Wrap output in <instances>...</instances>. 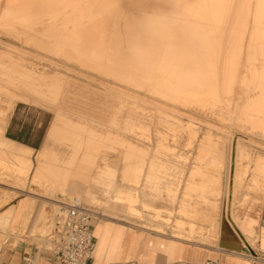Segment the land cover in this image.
<instances>
[{
    "label": "rangeland",
    "instance_id": "374dc122",
    "mask_svg": "<svg viewBox=\"0 0 264 264\" xmlns=\"http://www.w3.org/2000/svg\"><path fill=\"white\" fill-rule=\"evenodd\" d=\"M4 1L0 6L4 10L0 12V128L3 136L32 151L10 146L0 137V230L15 228L12 206L29 197L59 205L49 218L41 209L37 217V223L48 222L47 228H40L45 230L43 236L48 235L63 221L64 204L78 198L92 219L99 213L170 237L198 220L192 216L193 197L201 195L200 187L216 181L221 187L213 214L218 227H210L209 219L199 220L201 233L191 238L194 244L215 246L220 228L228 223L227 212L233 214L252 198L264 202V186L250 189L251 183L264 185V0H249L238 12L231 35L235 63L241 60L236 83L229 81L236 70L233 52L208 40L216 38V27L222 23L218 19L222 2L186 0L209 15L199 28L209 29V35L191 33L185 39L198 41L180 42L187 44V59L181 55L154 59L185 63L194 61L195 55L200 65L115 67L110 62L117 59V51L110 41L117 38L125 44L121 22L115 26L118 32L107 27L104 48L63 50L54 39L65 23L63 18L39 25L42 19L29 21L25 15H14ZM108 16L100 25L109 22ZM133 34L126 36L134 38ZM66 35L71 36L72 29ZM162 44L168 47L169 43ZM174 51L165 52L169 56ZM205 54L212 56L209 62ZM222 60L226 68L212 65ZM127 69L155 72L142 83H133L120 77L130 75L123 71ZM224 69L227 82L221 95L215 90L178 91L173 82L154 80L162 75L156 70ZM225 104L230 105L229 113L224 112ZM54 124L59 131L52 135ZM112 168L121 169V182L128 188H114L118 172L114 174ZM97 173H102L98 181ZM231 180L236 188L232 195ZM95 182L102 190L97 194L99 202L93 203L87 192Z\"/></svg>",
    "mask_w": 264,
    "mask_h": 264
},
{
    "label": "crops",
    "instance_id": "0c3cea01",
    "mask_svg": "<svg viewBox=\"0 0 264 264\" xmlns=\"http://www.w3.org/2000/svg\"><path fill=\"white\" fill-rule=\"evenodd\" d=\"M90 1H96V10H127L123 6L124 0ZM159 10L162 9L158 7L149 9L151 15L154 11ZM80 12V8L74 9L71 19L79 20ZM89 21L86 19L87 28L93 25ZM64 22L63 26L68 28L66 34H69L71 24L66 20ZM100 24L98 22L96 26L100 27ZM52 129H55L57 133L59 131L57 124H54ZM1 130L2 128H0V137L3 142L23 151H32L31 148L3 136ZM44 144L45 141L41 148ZM111 170L114 174L118 172L115 176L114 188L120 189L122 186L128 188V184L121 182V169L112 168ZM233 171L234 169L231 168L232 178ZM101 175L102 173L95 175L96 181ZM214 177L217 176L214 175ZM98 183L90 184L87 192V199L91 197L89 200L93 203L99 202L97 194L101 195L102 187ZM232 184L231 180V195L236 189ZM251 186L250 189H256L264 185L257 182L256 184L251 183ZM220 193L221 187L216 184V181H210L207 186L200 187L201 195L198 198L197 196L193 197L192 205V216L198 220L182 231L176 230L173 232L174 236L170 237L163 232L142 229L132 223L119 222L117 219L114 220V218L97 213V216L91 220L90 229L94 248L87 264H264V202L259 198H252L245 207L233 211V214L227 212L228 223L223 224L220 228L218 245L194 244L191 241L193 235L201 233L202 229L198 225L199 220L209 219L210 227L213 229L218 227L217 219L213 214L217 208L216 201ZM247 198L245 197V199ZM103 200L107 201L104 197ZM25 204L27 206L23 209ZM43 205L46 208H41ZM57 206L59 205L50 200L29 197L18 199L12 206L16 221L15 228L6 231L0 230V264H55V232L61 223H57L53 231L43 236L45 230L41 231L40 228L42 226L47 228L48 222L44 220L37 223V217L41 209L46 218H49L54 212V207ZM243 248H248L249 252H244Z\"/></svg>",
    "mask_w": 264,
    "mask_h": 264
},
{
    "label": "bare ground",
    "instance_id": "6f19581e",
    "mask_svg": "<svg viewBox=\"0 0 264 264\" xmlns=\"http://www.w3.org/2000/svg\"><path fill=\"white\" fill-rule=\"evenodd\" d=\"M2 1L4 0H0V6ZM185 1L156 0L153 2H149L148 0H124L123 6L127 9L125 11L122 10L111 11V9L96 10V1L93 2L90 0L89 1L88 0H6L4 2L6 8H9L11 11H13L14 15H25L29 18V21H38L39 19H42L43 22L42 23L40 22L39 25L41 24L50 25L51 19L53 18L54 19L63 18V20L70 22L72 35L71 36L66 35V31L68 30V28L66 26H63L60 29L61 32L59 36L54 38L56 43H58L57 44L58 47L63 50L67 48H74V47L76 48L77 46L78 47L82 46L83 48L87 47L89 49L104 48L106 46L104 38L106 37V34L108 32L106 30L107 27L113 28L116 25L118 24L120 25L122 23L121 26H122V30L124 31V34L131 35L134 33L133 35L135 37L129 38L128 36H125L126 39H124L123 41L125 42V44H121L120 40L117 38H113L110 41L111 49L117 51V59L110 62L111 65H114L115 67H129V66L168 67V66H176V65L179 66L184 64L186 66L196 67L197 65H200V63L196 61L195 55L193 57L195 58L194 61L193 60L187 61L185 63L177 62V61L174 62L164 61L159 63L154 60L161 57H167V58L172 57L174 59L179 55H181L182 57L184 56L183 58L187 59V56H189L188 48L186 46L187 44H180V42L198 41V40L192 41L190 39H185V37L191 33L192 34L206 33L209 35V29L202 28L203 29L201 30L202 32L199 30V28L203 25L201 22L203 20L207 21L206 18L208 19L207 16L209 15L205 16L203 14V11L202 13L200 12L201 11L200 5H198L197 7L190 6V4H188V2ZM209 2L210 1H208V3ZM216 2L217 3L222 2L221 5H223V7L220 6L222 7L223 11L221 10V8H219V10H221L222 13L218 15V19H221L222 23L219 26L218 30L216 27L217 30V31L215 30L216 38L208 39V40L213 41L212 45L214 47H219V49L223 51L231 50L233 52L232 65L234 66V69L236 68V70L234 71L235 75L231 76L232 78H229L230 79L229 81L236 83L238 81L237 72L239 71L238 68L241 66L240 63L241 60L239 58V61L235 63V58H236L235 50H232L235 40L233 39V37L231 38V35L233 36V33L235 31L234 26L240 8L247 6L249 0H218V1L216 0ZM254 2H256V0ZM201 4L203 5L202 2ZM154 7H158L162 10L157 11L156 15H151L149 9ZM79 8L81 9L80 19L73 21L71 19L73 10ZM2 10H0V12ZM208 11L210 12L212 10H208ZM2 16H3V12L0 14V20ZM107 16L109 17L108 18L109 22L107 23L103 22V25H100V27L98 28V26H96L98 22H100L98 21V19H101L103 17L102 19L105 20ZM6 18H8V16ZM211 18H213V15ZM86 19L90 20L89 22L93 24L89 28H87L85 25ZM216 22L217 21L215 20V23ZM218 23L220 22L216 23L217 26L219 25ZM115 28H116V32H118L119 31L118 27ZM213 29L214 28H212V30ZM46 32L50 33V30H47ZM162 42L169 43L168 44L169 48L166 47L165 45L163 46ZM170 48L171 50L174 49L176 52L174 51L172 55L168 56V54L170 53L168 52V49ZM165 51H167L168 54H166L167 52ZM205 58L208 61L209 58L210 59L212 58V56L205 54ZM208 62H206L205 66L210 65ZM212 65L217 67H224V68L227 67L226 62H224L223 60L212 63ZM123 71H125L127 74L130 75L120 76V77L124 78L128 82H133V83H140V82L142 83L145 79L147 80V78L153 75V72H155L154 70L136 71L131 69H127ZM156 72L158 75L161 74L162 75L156 76V78L154 79L155 82L160 83V81H163V83L169 82V84L173 82L175 83L176 87H172V88L178 91L182 90V91L190 92L197 89L202 93H207L210 92V90L211 91L215 90L221 95L223 85L227 82V77L225 74L226 69L213 71V72L197 71V70L196 71L156 70ZM163 74H170V76H163ZM186 74H192V76H185ZM210 74H216V75L210 76ZM185 82L186 85H183ZM139 88H141L142 90L145 89V87H139ZM225 105H226L225 106L226 109L224 110V112L229 113L230 105L229 106L228 104ZM222 111L223 110L222 109L220 110L219 108L218 112L221 113ZM55 132L56 130L52 129L51 134ZM78 200L81 202L80 199ZM256 260H252V261H256Z\"/></svg>",
    "mask_w": 264,
    "mask_h": 264
},
{
    "label": "built area",
    "instance_id": "2783aa9c",
    "mask_svg": "<svg viewBox=\"0 0 264 264\" xmlns=\"http://www.w3.org/2000/svg\"><path fill=\"white\" fill-rule=\"evenodd\" d=\"M91 219L77 198L64 204V218L55 232V264L88 263L94 248Z\"/></svg>",
    "mask_w": 264,
    "mask_h": 264
},
{
    "label": "water",
    "instance_id": "95a60500",
    "mask_svg": "<svg viewBox=\"0 0 264 264\" xmlns=\"http://www.w3.org/2000/svg\"><path fill=\"white\" fill-rule=\"evenodd\" d=\"M249 249L248 248H243L244 252H247ZM251 254L254 256V254L251 252Z\"/></svg>",
    "mask_w": 264,
    "mask_h": 264
}]
</instances>
